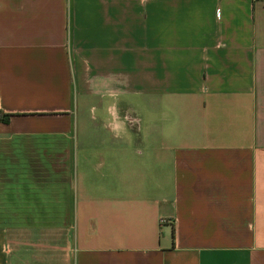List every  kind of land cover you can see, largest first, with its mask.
Returning <instances> with one entry per match:
<instances>
[{
  "label": "crops",
  "instance_id": "crops-1",
  "mask_svg": "<svg viewBox=\"0 0 264 264\" xmlns=\"http://www.w3.org/2000/svg\"><path fill=\"white\" fill-rule=\"evenodd\" d=\"M0 114V264H264V0H0Z\"/></svg>",
  "mask_w": 264,
  "mask_h": 264
},
{
  "label": "rangeland",
  "instance_id": "rangeland-1",
  "mask_svg": "<svg viewBox=\"0 0 264 264\" xmlns=\"http://www.w3.org/2000/svg\"><path fill=\"white\" fill-rule=\"evenodd\" d=\"M2 133H0V140L2 138ZM3 140V139H2ZM34 145H35V148H34V151H35V154L37 155L39 152H38V149L39 147H41L42 143L39 141V140H35L34 141ZM48 151V154H53V147H52V142H50V147L49 149H47ZM2 155V154H1ZM0 167H4V164H0ZM21 216V213H7L6 211H0V219H5V218H16V217H20Z\"/></svg>",
  "mask_w": 264,
  "mask_h": 264
},
{
  "label": "trees",
  "instance_id": "trees-1",
  "mask_svg": "<svg viewBox=\"0 0 264 264\" xmlns=\"http://www.w3.org/2000/svg\"><path fill=\"white\" fill-rule=\"evenodd\" d=\"M7 117H8V115H1L0 114V123L6 124L7 123Z\"/></svg>",
  "mask_w": 264,
  "mask_h": 264
},
{
  "label": "clouds",
  "instance_id": "clouds-1",
  "mask_svg": "<svg viewBox=\"0 0 264 264\" xmlns=\"http://www.w3.org/2000/svg\"><path fill=\"white\" fill-rule=\"evenodd\" d=\"M119 112V109H118V107H117V113Z\"/></svg>",
  "mask_w": 264,
  "mask_h": 264
}]
</instances>
